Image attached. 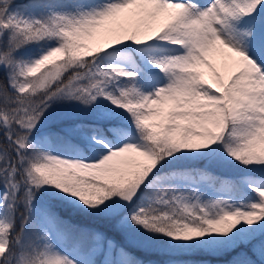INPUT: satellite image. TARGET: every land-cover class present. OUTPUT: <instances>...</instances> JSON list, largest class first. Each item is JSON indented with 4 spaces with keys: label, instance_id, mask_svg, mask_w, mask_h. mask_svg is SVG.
I'll return each instance as SVG.
<instances>
[{
    "label": "snow or ice",
    "instance_id": "snow-or-ice-1",
    "mask_svg": "<svg viewBox=\"0 0 264 264\" xmlns=\"http://www.w3.org/2000/svg\"><path fill=\"white\" fill-rule=\"evenodd\" d=\"M0 74V264H264V0H0Z\"/></svg>",
    "mask_w": 264,
    "mask_h": 264
},
{
    "label": "trees",
    "instance_id": "trees-1",
    "mask_svg": "<svg viewBox=\"0 0 264 264\" xmlns=\"http://www.w3.org/2000/svg\"><path fill=\"white\" fill-rule=\"evenodd\" d=\"M28 2V0H14V3H16V4H20V5H23V4H25V3H27ZM198 167H202L203 166V162H201L200 164H198L197 165ZM212 171H214V172H216V173H218V174H221V175H224V174H227L230 170H224V169H217V168H212ZM17 227H19L18 226V224H17ZM137 255H140V253H137ZM153 257H155V256H153ZM156 259H162L161 257H155ZM209 259H213V258H211V257H208Z\"/></svg>",
    "mask_w": 264,
    "mask_h": 264
},
{
    "label": "rangeland",
    "instance_id": "rangeland-1",
    "mask_svg": "<svg viewBox=\"0 0 264 264\" xmlns=\"http://www.w3.org/2000/svg\"><path fill=\"white\" fill-rule=\"evenodd\" d=\"M17 1V0H16ZM0 79H2V74H0ZM248 194H251L250 192L248 193ZM17 224H18V226H19V219H17ZM139 256H143V254H141L140 253V255ZM145 259H156L155 257H147V256H145L144 257Z\"/></svg>",
    "mask_w": 264,
    "mask_h": 264
}]
</instances>
